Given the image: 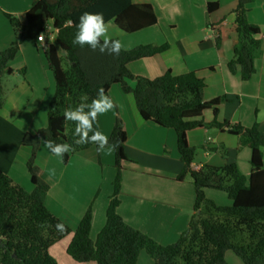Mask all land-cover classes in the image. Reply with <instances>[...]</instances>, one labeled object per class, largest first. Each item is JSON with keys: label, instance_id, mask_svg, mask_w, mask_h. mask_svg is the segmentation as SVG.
<instances>
[{"label": "trees", "instance_id": "obj_1", "mask_svg": "<svg viewBox=\"0 0 264 264\" xmlns=\"http://www.w3.org/2000/svg\"><path fill=\"white\" fill-rule=\"evenodd\" d=\"M252 0H237L233 9L237 42L233 57L226 60L229 71H239L242 80L255 72L254 59L260 48V30L247 19L248 5ZM216 2L208 3L212 11ZM102 13L105 23L113 20L126 33H133L152 26L157 16L148 3L136 4L131 0H33L25 12V22L11 13L4 12L15 34L10 45L0 52V107L3 103L1 78L12 73L9 63L18 52L24 38L46 37L43 54L54 80V93L47 105V124L34 134L25 133L21 143L30 147L26 167L33 185L26 191L0 169V264H58L48 248L71 232V228L53 214L44 204L49 184L39 175L34 164L39 145L44 139L52 141L49 151L57 144H68L70 150L61 157L63 163L70 155L96 143L76 144V121L66 120L64 110L80 103L88 105L103 87L105 94L113 84L133 95L140 116L161 127L172 128L183 163L178 181L188 177L194 188V203L186 229L176 241L161 244L126 223L116 208L122 178L123 162L128 160L124 142L126 131L120 116L116 115L108 136L114 152L112 193L105 210V223L90 237L91 208L87 207L72 238L66 254L76 262L95 264H137L139 253L144 250L153 264H227L226 251H233L244 264H264V167L261 148L264 133L257 124L251 127L228 122L204 123L200 116L205 109L217 110L224 97L203 99L204 81L194 72L172 74L167 70L155 78L134 75L127 64L142 57L162 52L167 44H143L123 49L119 54L93 50L89 45L73 44L78 31L79 18L84 12ZM54 38L49 39V24ZM117 39V38H113ZM100 44L104 40L100 38ZM24 69H21V73ZM133 81V85L128 82ZM90 109L86 106L83 111ZM199 126L226 127L239 136L238 146L250 148L249 175H243L235 163L221 166L204 164L199 169L191 167L194 147L187 142V131ZM99 131L98 116L93 130ZM212 188L226 193L229 205H217L206 197L205 189ZM58 223L64 224L59 231Z\"/></svg>", "mask_w": 264, "mask_h": 264}, {"label": "crops", "instance_id": "obj_2", "mask_svg": "<svg viewBox=\"0 0 264 264\" xmlns=\"http://www.w3.org/2000/svg\"><path fill=\"white\" fill-rule=\"evenodd\" d=\"M32 1L0 0V52L15 38L4 12L16 15L24 23L25 12ZM131 2L150 4L157 16L156 24L126 33L111 19L106 24L112 38H117L123 49L150 43L167 44L158 54L129 62L127 67L131 73L155 78L167 70L175 75L192 71L204 81V100L225 98L216 111L212 108L203 111L200 119L204 123L226 121L243 127L257 124L264 133V0H252L248 5L247 19L259 27L261 42L254 59L255 72L248 80H242L238 70L235 73L229 71L224 63L233 57L237 42L233 13L237 0ZM209 2L217 3L212 11L208 10ZM43 49L36 38L22 40L9 63L12 73L1 78L0 169L26 191L33 187L26 167L30 147L23 145L21 138L25 133L34 134L45 126L42 124L45 106L53 87V76ZM21 69H24L23 73ZM128 83L133 85V81ZM106 95L116 107L98 115L99 131L108 137L116 115L123 120L126 131L124 148L128 160L123 162L120 201L116 210L126 223L157 242H164V238L175 240L186 229L194 203L190 179H175L183 166L175 131L144 120L133 95L123 92L119 84L111 85ZM187 142L195 149L192 168L235 163L243 175H249L250 148L239 147V136L228 132L226 127L193 128L187 131ZM99 147L98 143L80 150L70 155L65 163L45 147L44 139L37 150L34 164L40 177L49 184L44 204L71 228L67 236L48 248L58 264H95L74 261L66 254V247L88 206L92 217L91 239L105 223L115 173L112 166L114 153L108 151L109 145L105 144L103 151H98ZM261 151L264 167V147ZM218 191L207 188L206 197L217 205H229L231 200ZM142 255L140 251L137 264L143 259ZM227 258L239 263L228 251L225 260Z\"/></svg>", "mask_w": 264, "mask_h": 264}, {"label": "clouds", "instance_id": "obj_3", "mask_svg": "<svg viewBox=\"0 0 264 264\" xmlns=\"http://www.w3.org/2000/svg\"><path fill=\"white\" fill-rule=\"evenodd\" d=\"M78 31L73 39V44H79L81 46L87 44L93 50L99 48L100 52L103 53L106 50L109 53L119 54L121 50V42L118 39H113L109 33V25L105 23L102 13H91L84 12L79 18L77 25ZM103 37V44H100V38ZM42 39V37H41ZM88 107L90 110L85 113L84 107ZM116 105L113 100L105 94L103 87L98 90V94L92 99L91 103L85 105L80 103L74 109L69 107L64 110V116L66 120L76 121V128L74 135L79 134V139L75 141L76 144H86L89 142L99 143L98 151L104 150V145L108 143V137L100 131H94V134L89 137V131L93 130V122L96 121L97 116L104 114L112 110ZM52 141H45V147L49 148L52 146ZM70 150L68 144H57L53 149L52 153L57 156H62L65 152ZM108 151L111 152L112 148L109 147ZM59 231L64 230V224L58 223L56 225Z\"/></svg>", "mask_w": 264, "mask_h": 264}, {"label": "rangeland", "instance_id": "obj_4", "mask_svg": "<svg viewBox=\"0 0 264 264\" xmlns=\"http://www.w3.org/2000/svg\"><path fill=\"white\" fill-rule=\"evenodd\" d=\"M54 30H53V28L52 27H50V30L48 31V32H50V33H52ZM16 37V36H15ZM49 37V34L47 35V38ZM15 39V38H14ZM24 39H30V38H24ZM23 39V40H24ZM51 40V39H50ZM51 76H52V73H51ZM52 85H53V87H52V91H51V93H50V96L48 95V97H47V99H48V101H47V104L46 105H48V102H49V100L51 99V97L53 96V93H54V82H53V77H52ZM45 108H46V112H47V106H45ZM44 113H45V111H44ZM123 121V120H122ZM46 123H47V116H46V114H44V122L42 123L43 125H45V126H43V128H45L46 127ZM166 128V127H165ZM110 135V134H109ZM248 147V146H247ZM249 148V147H248ZM113 150V149H112ZM114 153V152H113ZM113 166V165H112ZM113 169H114V167H113ZM115 170V169H114ZM114 175H115V173H114ZM114 178V177H113ZM112 181H113V179H112ZM121 182H122V178H121ZM121 182H120V189H121ZM111 187H112V182H111ZM112 190H113V188H111V193H112ZM218 192H221L220 194H222V196L224 195L226 198H228V196L226 195V193H224L223 191H218ZM111 195V194H110ZM118 197H120V192H119V194H118ZM119 200H120V198H119ZM231 203V202H230ZM190 217V216H189ZM189 220V219H188ZM134 227V226H133ZM68 235V234H67ZM66 235V236H67ZM65 237V236H64ZM96 237V236H95ZM173 237V236H172ZM179 237V236H178ZM93 239H95V238H93ZM165 240H163L164 242H159V243H161V244H164V245H166V244H170V243H172V242H174V241H176L177 240V238H175V240H172V238L170 239V238H164ZM159 241V240H158ZM142 251V258L143 259H141V261H139V264H152V262H151V259L149 260V256L147 255V253L144 251V250H141ZM229 252V254H231L234 258H236L237 259V261L239 262V263H237V264H244L243 263V261L233 252V251H231V250H229L228 251ZM146 256H148L149 258L147 259V257ZM234 260V259H233ZM138 261V260H137ZM227 263H231V264H235V262H231L228 258H227V260H225ZM235 261V260H234Z\"/></svg>", "mask_w": 264, "mask_h": 264}, {"label": "built area", "instance_id": "obj_5", "mask_svg": "<svg viewBox=\"0 0 264 264\" xmlns=\"http://www.w3.org/2000/svg\"><path fill=\"white\" fill-rule=\"evenodd\" d=\"M46 27H47L48 29H50V27H51L50 23L47 24ZM54 35H55L54 31H53L52 33L49 32V37H48V38H49V39H53V38H54ZM41 37H42V39H41ZM36 40L41 42V45H42L43 48L45 47V44H46V37H45L42 33H40V34L36 37Z\"/></svg>", "mask_w": 264, "mask_h": 264}, {"label": "water", "instance_id": "obj_6", "mask_svg": "<svg viewBox=\"0 0 264 264\" xmlns=\"http://www.w3.org/2000/svg\"><path fill=\"white\" fill-rule=\"evenodd\" d=\"M1 240V239H0Z\"/></svg>", "mask_w": 264, "mask_h": 264}]
</instances>
